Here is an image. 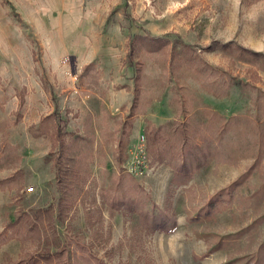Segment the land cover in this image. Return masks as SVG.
<instances>
[{
    "label": "rangeland",
    "instance_id": "1",
    "mask_svg": "<svg viewBox=\"0 0 264 264\" xmlns=\"http://www.w3.org/2000/svg\"><path fill=\"white\" fill-rule=\"evenodd\" d=\"M77 2L0 0V264H264V0Z\"/></svg>",
    "mask_w": 264,
    "mask_h": 264
},
{
    "label": "trees",
    "instance_id": "2",
    "mask_svg": "<svg viewBox=\"0 0 264 264\" xmlns=\"http://www.w3.org/2000/svg\"><path fill=\"white\" fill-rule=\"evenodd\" d=\"M253 55L254 54H259L258 52H256V51H254V52H251ZM212 130H219L221 127H220V125L217 123H213V125H212ZM180 130V129H179ZM181 131V130H180ZM181 135H182V140L183 141H185V140H187L188 141V136L186 135V134H184V131L183 132H181ZM161 137L162 136H160V134H154L153 135V137H152V140H153V149H154V151L155 152H157V153H159V148L156 146V144L155 143H160L161 142ZM188 146H186L185 148L183 147L182 148V150L184 151V149H186ZM161 157V156H160ZM62 170V172L64 171V173L65 172H67L68 170H69V174H68V176L67 177H65L64 178V182H65V185L66 186H68L67 188H69V187H72L73 186V184L71 183L72 182V178L73 179H75L76 178V175H77V171L76 170H74L73 168H68L67 167V165L65 164V166L64 167H61V169H60V171ZM210 204V206H211V203H209Z\"/></svg>",
    "mask_w": 264,
    "mask_h": 264
},
{
    "label": "crops",
    "instance_id": "3",
    "mask_svg": "<svg viewBox=\"0 0 264 264\" xmlns=\"http://www.w3.org/2000/svg\"><path fill=\"white\" fill-rule=\"evenodd\" d=\"M78 0H67V2H68V4H69V8L71 9V13L72 12H74L75 10H73L74 9V7H75V4H77L78 2H77ZM13 2L15 3V4H19L18 6H19V8H20V5H21V3L20 2H24V3H28L29 5H30V7L33 5V3H31V0H13ZM65 3V2H64ZM13 4V3H12ZM15 7V9H18V8H16V6H14ZM88 7L86 6L85 7V9H84V11L82 12V9H79V10H76L75 12H74V14H76V17L74 16V22L76 23L79 19H80V21H87V19H88V17H86V15L87 14H92L91 12H89V10L87 9ZM21 9V8H20ZM69 13H70V11H69ZM84 18H83V17ZM91 17V16H90ZM92 18V17H91Z\"/></svg>",
    "mask_w": 264,
    "mask_h": 264
},
{
    "label": "clouds",
    "instance_id": "4",
    "mask_svg": "<svg viewBox=\"0 0 264 264\" xmlns=\"http://www.w3.org/2000/svg\"><path fill=\"white\" fill-rule=\"evenodd\" d=\"M171 231H173V232H174V231H175V229H172Z\"/></svg>",
    "mask_w": 264,
    "mask_h": 264
}]
</instances>
